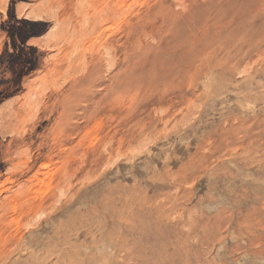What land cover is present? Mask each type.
<instances>
[{
	"label": "rangeland",
	"instance_id": "1",
	"mask_svg": "<svg viewBox=\"0 0 264 264\" xmlns=\"http://www.w3.org/2000/svg\"><path fill=\"white\" fill-rule=\"evenodd\" d=\"M0 264H264V0H0Z\"/></svg>",
	"mask_w": 264,
	"mask_h": 264
},
{
	"label": "trees",
	"instance_id": "2",
	"mask_svg": "<svg viewBox=\"0 0 264 264\" xmlns=\"http://www.w3.org/2000/svg\"><path fill=\"white\" fill-rule=\"evenodd\" d=\"M16 20H18V19H16ZM22 49L21 50H23L24 49V47H25V43L22 41V43H21V46H20ZM23 62H24V65L27 67L26 69H23L22 71H21V73H19V75L17 76V78H16V82H17V84H20L21 83V80H22V77H23V75H25V74H27V73H29L34 67H35V65H33L32 63H31V61L29 60V59H27L26 57L23 59Z\"/></svg>",
	"mask_w": 264,
	"mask_h": 264
},
{
	"label": "bare ground",
	"instance_id": "3",
	"mask_svg": "<svg viewBox=\"0 0 264 264\" xmlns=\"http://www.w3.org/2000/svg\"><path fill=\"white\" fill-rule=\"evenodd\" d=\"M254 201V200H253Z\"/></svg>",
	"mask_w": 264,
	"mask_h": 264
}]
</instances>
